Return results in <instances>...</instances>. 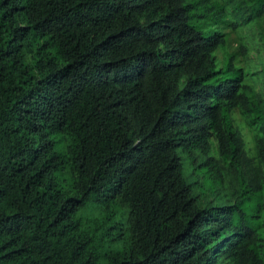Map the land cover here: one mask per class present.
I'll return each instance as SVG.
<instances>
[{
	"label": "trees",
	"instance_id": "16d2710c",
	"mask_svg": "<svg viewBox=\"0 0 264 264\" xmlns=\"http://www.w3.org/2000/svg\"><path fill=\"white\" fill-rule=\"evenodd\" d=\"M254 28L264 0H0V264H264Z\"/></svg>",
	"mask_w": 264,
	"mask_h": 264
},
{
	"label": "rangeland",
	"instance_id": "374dc122",
	"mask_svg": "<svg viewBox=\"0 0 264 264\" xmlns=\"http://www.w3.org/2000/svg\"><path fill=\"white\" fill-rule=\"evenodd\" d=\"M259 33L260 32L255 28L252 29L250 32L246 33L245 36H247L246 43L249 49V55L247 59L244 60V58H242L240 62V66L244 67L245 69L251 68L252 71L254 72L260 71L264 67V46L259 36ZM234 49H238V47L234 46ZM262 87H263V82H259L257 84V89L262 90ZM237 119L238 121H240L241 117L237 116ZM239 125L241 126L242 133L244 134L248 147L253 148L252 135L249 129L246 126H243L241 121L239 122ZM184 162H185L186 171L187 173H189L191 170L190 162L189 160L186 159V157H184ZM199 174L202 175L200 170H199ZM200 181L202 182L203 179L200 178ZM196 193L202 196V199H204L203 202L216 200V194L213 193V191L211 190V186L208 181H205L203 187L200 188L198 187L196 189ZM92 207H93L92 205H89L87 208H85L80 212V215H85V216L92 215L94 212Z\"/></svg>",
	"mask_w": 264,
	"mask_h": 264
}]
</instances>
